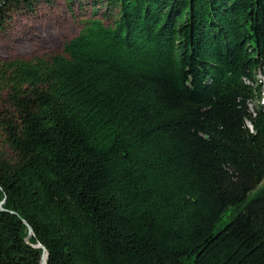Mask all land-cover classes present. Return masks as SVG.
<instances>
[{"label": "trees", "instance_id": "16d2710c", "mask_svg": "<svg viewBox=\"0 0 264 264\" xmlns=\"http://www.w3.org/2000/svg\"><path fill=\"white\" fill-rule=\"evenodd\" d=\"M75 1L0 61V264H264V0Z\"/></svg>", "mask_w": 264, "mask_h": 264}, {"label": "rangeland", "instance_id": "374dc122", "mask_svg": "<svg viewBox=\"0 0 264 264\" xmlns=\"http://www.w3.org/2000/svg\"><path fill=\"white\" fill-rule=\"evenodd\" d=\"M103 11L99 10L98 14ZM90 14V5L77 1L69 5L66 0H54L50 4L40 2L31 13L11 14L4 29L0 30V61L30 60L61 53L63 44L78 34L82 28V20ZM258 79L262 81L264 89V76L259 75ZM248 108L253 112L254 103L249 102ZM263 186L264 179L250 195ZM231 212L227 211L223 222L230 219Z\"/></svg>", "mask_w": 264, "mask_h": 264}, {"label": "water", "instance_id": "95a60500", "mask_svg": "<svg viewBox=\"0 0 264 264\" xmlns=\"http://www.w3.org/2000/svg\"><path fill=\"white\" fill-rule=\"evenodd\" d=\"M32 230L31 228H29V236H32ZM41 247V245H39ZM43 249V253H42V257H41V264H46V257H47V252H46V249L44 247H42Z\"/></svg>", "mask_w": 264, "mask_h": 264}]
</instances>
